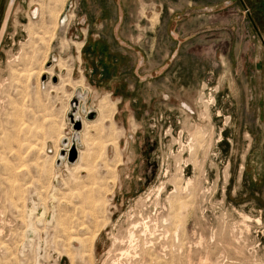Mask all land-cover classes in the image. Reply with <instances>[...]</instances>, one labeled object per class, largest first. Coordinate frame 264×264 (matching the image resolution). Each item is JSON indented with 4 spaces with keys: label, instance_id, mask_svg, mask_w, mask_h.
Wrapping results in <instances>:
<instances>
[{
    "label": "rangeland",
    "instance_id": "obj_1",
    "mask_svg": "<svg viewBox=\"0 0 264 264\" xmlns=\"http://www.w3.org/2000/svg\"><path fill=\"white\" fill-rule=\"evenodd\" d=\"M172 1L158 10L129 7L128 37L148 55L158 41L142 73L154 76L144 83L133 73L134 60H127L123 104L111 97L116 111L101 107L102 121L86 129L79 146L82 160L76 167L59 162L60 168V141L73 140L70 162L82 119L96 116L98 104L95 91L87 89L85 102L69 79L84 80L78 42L110 38L115 10L109 0L13 4L0 44V264H113L118 258L120 264H264V0L240 4L257 27V64L234 56L248 46L235 33L202 29L243 10L236 4L193 15L200 21L191 29L203 42L193 51L184 47L171 70L158 76L175 46L168 6L226 0ZM10 2L0 0V36ZM38 7L34 20L30 13ZM65 11L69 22L61 27ZM160 13L154 26L158 19L150 20ZM209 87L217 105L207 104L204 121L201 97ZM130 113L134 120L123 125ZM197 126L209 137L196 135L188 148ZM188 179L193 186L183 190ZM142 214L158 221L154 246L138 234V258L133 252L122 258L131 223Z\"/></svg>",
    "mask_w": 264,
    "mask_h": 264
},
{
    "label": "crops",
    "instance_id": "obj_2",
    "mask_svg": "<svg viewBox=\"0 0 264 264\" xmlns=\"http://www.w3.org/2000/svg\"><path fill=\"white\" fill-rule=\"evenodd\" d=\"M79 4H84L85 0H78ZM177 1V0H176ZM169 2H173L172 0H160L159 2L153 0H109L110 6L115 10V21L111 26V36L104 37L102 39L100 35H94L95 38L93 41L88 38H84L83 42H78L82 44L81 47V61H83V78L84 80L75 81L72 78V74L70 79L72 81L75 90L77 89L76 85L80 82H84L85 87L90 90L95 91V93H108L103 96L98 95V104L97 111L101 109V107L107 109L109 106H113L116 111V102L112 101L110 98H115L118 102V105L123 104L124 94L123 92L126 83V66L128 65L127 60H134L133 64V73L137 75L141 81L144 83H149V80L152 79L154 74L146 73V75H142L143 70L146 69L148 61L151 54L155 50L156 44L158 41L155 39L153 42L152 53L147 54V52L139 46V42H136L133 36L128 37L126 33L127 28V19H128V10L129 7L133 4L138 6V9H147L154 10L159 7L164 8ZM178 2V1H177ZM167 3V4H166ZM236 4H241V0H226L223 2V5L220 6H207V7H196L193 8L192 5L183 7V10H178L179 8L172 7L169 5L168 9L172 15L170 20V28L168 31L169 38L175 44L173 50L170 52L168 56V63L164 64L158 71L155 72L158 76L166 75L172 68L174 62L181 57L183 48H187L188 51H193L195 45L198 46V43L203 42V35L199 34L197 30H192L191 27L198 23L200 20H195L192 18L193 15H206V14H216L221 11L228 10L229 7H234ZM86 5V4H85ZM241 6V5H240ZM242 7V6H241ZM173 8V9H172ZM205 8H215L212 12H194L188 14V11H195L198 9ZM243 8V7H242ZM177 11V12H174ZM178 11H181L180 13ZM161 13L158 16L156 15L152 20V22L157 21L154 26L160 25L161 23ZM245 13V8L243 10L239 9L238 11H231L228 15L227 21L224 22L220 20L216 23L207 24L202 28L205 29V33H212L215 29H220L222 31H231L235 33L239 39V43L241 46L247 43V52L244 51H236L235 57L237 59H243L244 56L250 57L254 60V63L257 64V27L255 21L249 18ZM5 22V21H4ZM143 20L141 21L142 24ZM9 23V21H8ZM7 23V26H8ZM4 26V23L2 27ZM229 28V29H228ZM7 30V27H6ZM5 30V32H6ZM4 32V34H5ZM100 32V31H99ZM2 33V29H1ZM202 33V34H205ZM201 35V36H199ZM4 36V35H3ZM97 36V37H96ZM1 37V36H0ZM260 38V37H259ZM3 39V37H2ZM261 40V38H260ZM2 42V41H1ZM253 42V48H251V43ZM185 45H188L187 47ZM261 49V46H259ZM233 49V47H232ZM192 53V52H191ZM245 54V55H244ZM259 57V56H258ZM257 68V67H255ZM67 80V79H66ZM88 84L90 87H88ZM55 85V84H54ZM106 97V98H105ZM105 98V100H104ZM108 103V104H107ZM99 107V109H98ZM101 113V118L103 117L102 110L98 111V114ZM115 113V112H114ZM120 114V110L117 113V116ZM100 115V114H99ZM132 113L130 115H126L122 119L123 125H126L128 122H132L133 119ZM99 119V116H98ZM97 119V120H98ZM96 120V121H97ZM94 121V122H96ZM102 120H100L97 124H99ZM87 123V122H86ZM93 123V122H91ZM90 124V123H88ZM94 124V125H97ZM93 126V125H90Z\"/></svg>",
    "mask_w": 264,
    "mask_h": 264
},
{
    "label": "bare ground",
    "instance_id": "obj_3",
    "mask_svg": "<svg viewBox=\"0 0 264 264\" xmlns=\"http://www.w3.org/2000/svg\"><path fill=\"white\" fill-rule=\"evenodd\" d=\"M15 1L16 0H11V2H10V4H9V8H8V11H7V13H6V19H5V22H4V26L2 27V33H1V37H0V44H1V41H2V37H3V35H4V32H5V30H6V27H7V23H8V21H9V19H10V15H11V8H12V6H13V4L15 3ZM39 8L40 7H38L36 10H31V16H32V18L34 19V20H37L38 18H39V15H40V11H39ZM68 22H69V14H67V12L65 11L64 12V14H63V16H62V18L60 19V26L61 27H65L67 24H68ZM48 74H50V73H48ZM51 76H52V74H50ZM54 78V77H53ZM52 78V79H53ZM70 79V78H69ZM68 79V80H69ZM70 82V81H69ZM82 83L83 82H80V83H78L77 85H76V87H77V89L75 90V92H78V91H82V92H80L79 93V95H80V97H81V99H83L85 102L87 101V98H88V92H87V88H84L83 87V85H82ZM65 86V85H64ZM74 92V93H75ZM96 97H97V100H98V95H96ZM106 98V97H105ZM105 98H104V100H105ZM108 104V103H107ZM206 109H205V111H206V113L207 114H205V112L204 113H202L201 114V117H202V119L204 120V121H206L207 119H208V115H209V111H207V110H209V106L206 104ZM98 109H99V107H98ZM189 109V110H188ZM187 110H188V112H190V113H193V110H192V108L190 107V108H188ZM100 111H101V109H99ZM98 110V111H99ZM98 111L96 110V116H95V118L93 119V120H86V119H82V126H83V129H82V131H80L79 133H77L78 134V136H77V138H76V140H74V142H76L75 143V147H77V152H78V159L75 161V162H69L68 161V156H69V152L71 151V147H72V145H73V140L72 139H69V144L67 145V146H63L62 145V143H63V141L65 140V137L60 141V144H59V146H60V151H59V154H58V158H57V160H56V162H55V164L57 165V168H60V165H59V162H62V164H64V166L65 165H69V166H71V167H76L78 164H79V162L82 160L81 159V155L83 154V151L79 148V146H81V144H83V142H85V135H86V129L88 128V127H90V125H94V124H96V123H98L100 120H102V118L100 119V117H101V113H99L98 114ZM87 113H89V110H87L86 111V114ZM98 116H99V119H98ZM77 117V116H76ZM98 119V120H97ZM97 120V121H96ZM94 121H96V122H94ZM87 122V123H86ZM91 122H93V123H91ZM88 123H90V124H88ZM205 129H204V127H195L194 128V131L192 132V133H190V138H191V140H190V143H188L189 145H188V148H189V146L191 145V147H192V145H193V143H192V141L195 139V137L197 138V136L199 135V134H203L204 136H205V138L207 139V137H209V134L207 133V132H205L204 131ZM197 135V136H196ZM185 147V146H184ZM185 149V148H184ZM61 151H64L65 152V155L63 156V155H61ZM166 173H164V174H167V172H169V171H165ZM169 174V173H168ZM164 176V175H163ZM170 176V175H169ZM184 179V178H183ZM164 184H165V182L164 183H162V186L160 185V187H159V189H158V192H161L162 191V188H163V186H164ZM177 185V184H176ZM193 186V181L191 180V179H188V180H186V181H184V184H183V187H182V189L183 190H187V189H189L190 187H192ZM181 188V187H180ZM160 195V194H159ZM150 196H151V194H148V196L146 197V199L147 200H151V198H150ZM160 197V196H159ZM147 203V202H146ZM130 215V214H129ZM135 215V214H134ZM143 216H145L144 214H142L141 215V219L140 220H137V221H135V222H133V223H131V229L129 230V232H128V241H127V243H128V246H127V249H125V250H123V249H120L121 251V253H120V257H122V258H124V257H126V256H128V255H130V253H132L133 252V254L135 255V257H137L138 255H137V241H138V237H139V235L138 234H140L141 236H143V237H145L146 238V246H148V245H150L151 247L152 246H154V242H152V241H150V239H156V235H157V232H159L158 230H157V228H159V224H158V221H154L153 222V220H149V218L148 219H146V217H143ZM130 217V219H132L134 216L133 215H130L129 216ZM251 220V219H250ZM165 221V220H164ZM153 222V223H152ZM246 222V221H245ZM257 223H260L261 224V219H258V221H257ZM248 226V225H247ZM161 238H163V239H168L167 238V236H166V234L165 233H160V235H159ZM149 237V238H148ZM177 237V236H176ZM113 243H114V245L118 242V237H116V236H114L113 237ZM121 243L122 242H124V241H120ZM156 257L155 258H153V260H158V258H160L159 256H157V255H155ZM138 258V257H137ZM161 258H164L165 259V257L164 256H161ZM141 263V262H140ZM113 264H120V258H118V259H116V260H114L113 261ZM145 264V263H144Z\"/></svg>",
    "mask_w": 264,
    "mask_h": 264
},
{
    "label": "built area",
    "instance_id": "obj_4",
    "mask_svg": "<svg viewBox=\"0 0 264 264\" xmlns=\"http://www.w3.org/2000/svg\"><path fill=\"white\" fill-rule=\"evenodd\" d=\"M202 95L203 97H201V99H204L206 104L213 108L217 105L216 91L213 89V87L206 88Z\"/></svg>",
    "mask_w": 264,
    "mask_h": 264
},
{
    "label": "water",
    "instance_id": "obj_5",
    "mask_svg": "<svg viewBox=\"0 0 264 264\" xmlns=\"http://www.w3.org/2000/svg\"><path fill=\"white\" fill-rule=\"evenodd\" d=\"M214 10H215V8L198 9V10H195V11L191 10V11H188V14H191V13H194V12H212ZM94 117H95V113L91 115L90 120H93ZM62 155L64 156L65 152ZM77 159H78V152H77V149L76 150L74 149V152H72L71 155H70V162H75Z\"/></svg>",
    "mask_w": 264,
    "mask_h": 264
}]
</instances>
